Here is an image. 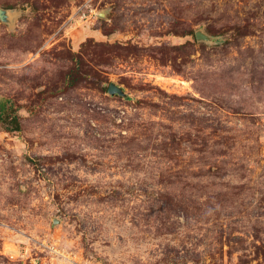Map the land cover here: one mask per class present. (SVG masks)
Here are the masks:
<instances>
[{
  "label": "rangeland",
  "instance_id": "374dc122",
  "mask_svg": "<svg viewBox=\"0 0 264 264\" xmlns=\"http://www.w3.org/2000/svg\"><path fill=\"white\" fill-rule=\"evenodd\" d=\"M0 9V264H264V0Z\"/></svg>",
  "mask_w": 264,
  "mask_h": 264
},
{
  "label": "water",
  "instance_id": "95a60500",
  "mask_svg": "<svg viewBox=\"0 0 264 264\" xmlns=\"http://www.w3.org/2000/svg\"><path fill=\"white\" fill-rule=\"evenodd\" d=\"M3 9H0V17H3ZM109 92L110 93H118V94H124V91L121 87L117 86L115 83H111L109 85Z\"/></svg>",
  "mask_w": 264,
  "mask_h": 264
},
{
  "label": "trees",
  "instance_id": "16d2710c",
  "mask_svg": "<svg viewBox=\"0 0 264 264\" xmlns=\"http://www.w3.org/2000/svg\"><path fill=\"white\" fill-rule=\"evenodd\" d=\"M74 81H75V77H74V78L71 77V78L69 79L70 84L73 83ZM14 119H15V122H18L16 117H13V120H14Z\"/></svg>",
  "mask_w": 264,
  "mask_h": 264
},
{
  "label": "bare ground",
  "instance_id": "6f19581e",
  "mask_svg": "<svg viewBox=\"0 0 264 264\" xmlns=\"http://www.w3.org/2000/svg\"><path fill=\"white\" fill-rule=\"evenodd\" d=\"M185 83V82H184ZM187 83V82H186Z\"/></svg>",
  "mask_w": 264,
  "mask_h": 264
}]
</instances>
